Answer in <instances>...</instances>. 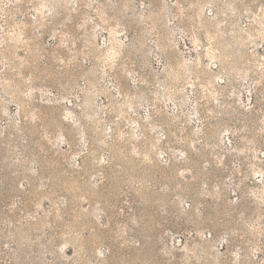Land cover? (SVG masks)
Listing matches in <instances>:
<instances>
[{
	"label": "rangeland",
	"instance_id": "obj_1",
	"mask_svg": "<svg viewBox=\"0 0 264 264\" xmlns=\"http://www.w3.org/2000/svg\"><path fill=\"white\" fill-rule=\"evenodd\" d=\"M0 264H264V0H0Z\"/></svg>",
	"mask_w": 264,
	"mask_h": 264
}]
</instances>
